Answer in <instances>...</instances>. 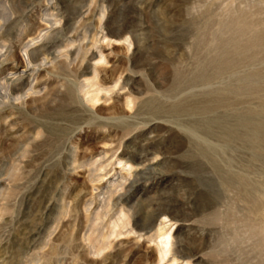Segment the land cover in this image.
<instances>
[{
  "label": "rangeland",
  "instance_id": "1",
  "mask_svg": "<svg viewBox=\"0 0 264 264\" xmlns=\"http://www.w3.org/2000/svg\"><path fill=\"white\" fill-rule=\"evenodd\" d=\"M0 264H264V0H0Z\"/></svg>",
  "mask_w": 264,
  "mask_h": 264
}]
</instances>
